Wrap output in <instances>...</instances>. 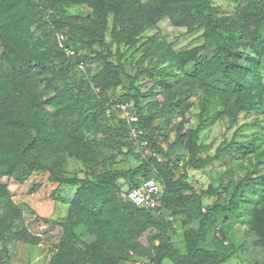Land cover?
Listing matches in <instances>:
<instances>
[{"label":"trees","instance_id":"16d2710c","mask_svg":"<svg viewBox=\"0 0 264 264\" xmlns=\"http://www.w3.org/2000/svg\"><path fill=\"white\" fill-rule=\"evenodd\" d=\"M222 1L0 0V180L58 185L68 212L47 264H264V0ZM126 105L137 120L112 127ZM210 125L224 128L214 154ZM209 167L200 193L192 174ZM150 179L157 209L129 199ZM1 184L7 264L47 238Z\"/></svg>","mask_w":264,"mask_h":264},{"label":"rangeland","instance_id":"374dc122","mask_svg":"<svg viewBox=\"0 0 264 264\" xmlns=\"http://www.w3.org/2000/svg\"><path fill=\"white\" fill-rule=\"evenodd\" d=\"M217 2L220 5L223 4L222 0H217ZM262 5L263 2H257L249 7L250 12H252L253 18H257L258 15H260ZM160 27L178 37L181 35V33L184 32V30H175L166 22L161 23ZM200 44L201 42H194V39L192 38H183L179 46L184 47L190 45L191 47H195ZM145 81L146 80L142 82ZM147 88L148 87L143 86L141 90L145 91ZM114 117V120L110 123L111 126L114 128L120 127L122 123L121 120L125 119L124 115L116 113ZM252 117H250L249 119H242L240 124L251 121ZM106 122L107 121H104V123ZM208 130L209 134L207 135L208 137L206 138V140H204L205 143H211L215 138H217V143L213 147L212 151V154H214V148L223 141L222 134L224 132V128L219 125H210L208 127ZM233 132L234 130L228 134L230 139L233 136ZM253 132L254 131L246 132V136H250ZM138 165L139 161L131 157L127 161L118 165L117 168L128 170ZM216 165L220 166L221 163L219 162ZM81 168V164L76 163L75 161H71L70 169L72 171H76ZM211 169L212 168L209 167L207 170L196 173L193 172L192 174L194 177L193 182L195 183V186L200 193L211 188V185L215 187V184H217H213L212 180L215 178V175H211ZM0 183H2L1 185L7 186L9 188L15 201L23 207L25 219L28 222H31L30 230L38 236H44L45 238H47L46 241L39 246L25 245L22 243H17L16 245L11 246L10 250L13 253V256L11 258H8L7 264H47L50 258L49 248L58 242L61 233V229L58 226L53 225V221L58 220L59 218L66 217L68 212V205L62 203L61 201H58L52 195L54 191L58 189V185L51 183L47 174L34 176L32 180L24 186L8 183L5 181V179H1ZM70 193L71 194L69 195L71 197L73 192ZM216 199H218L216 196L210 197L207 199L206 203H212ZM176 227L178 228L179 235L182 236L186 229L181 226V223H178ZM242 227L243 226L241 224H238V226L236 227V231L238 234L242 232ZM179 235L177 236L178 238H176L177 243H181L182 241ZM143 241L146 242V236L143 237ZM234 262L240 263V260L236 259ZM163 264L173 263L169 260H166Z\"/></svg>","mask_w":264,"mask_h":264},{"label":"built area","instance_id":"2783aa9c","mask_svg":"<svg viewBox=\"0 0 264 264\" xmlns=\"http://www.w3.org/2000/svg\"><path fill=\"white\" fill-rule=\"evenodd\" d=\"M62 40L63 37H60ZM126 111L128 106L123 107ZM124 118H127L129 121H136L134 114L126 111ZM134 134L137 135V132L134 131ZM165 188L164 185L154 179L147 180L143 187L140 189H134L129 194V199L133 204L138 207H146L149 209H157L161 207L162 198L164 196Z\"/></svg>","mask_w":264,"mask_h":264}]
</instances>
